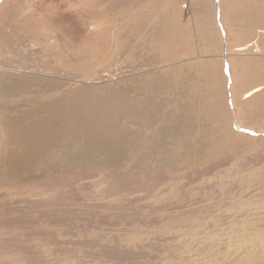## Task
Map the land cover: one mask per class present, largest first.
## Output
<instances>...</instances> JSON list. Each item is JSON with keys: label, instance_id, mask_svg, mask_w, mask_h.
Here are the masks:
<instances>
[{"label": "rangeland", "instance_id": "1", "mask_svg": "<svg viewBox=\"0 0 264 264\" xmlns=\"http://www.w3.org/2000/svg\"><path fill=\"white\" fill-rule=\"evenodd\" d=\"M0 264H264V0H0Z\"/></svg>", "mask_w": 264, "mask_h": 264}, {"label": "bare ground", "instance_id": "2", "mask_svg": "<svg viewBox=\"0 0 264 264\" xmlns=\"http://www.w3.org/2000/svg\"><path fill=\"white\" fill-rule=\"evenodd\" d=\"M239 49V48H238ZM3 68V67H2ZM6 70H8V71H10L9 73H19V71H15V70H13V69H10V68H6ZM260 88H256V89H254V90H248L247 92H245V97H248L249 95H251L252 93H254V92H256L257 90H259ZM231 91V90H230ZM229 92V91H228ZM82 116H83V114H81ZM62 116V115H61ZM49 117H51L52 118V122L55 120V119H57V118H60V116H59V113H57V112H55L54 113V115L53 114H51ZM63 117V116H62ZM8 120V119H7ZM56 122V121H55ZM13 124H18V122L17 121H15V122H13L12 121V126H13ZM6 125V124H5ZM21 125V124H20ZM52 125H53V127H54V129H56L58 132H60L61 134H64L68 129H65V127H64V125L63 124H59L58 126H57V123H52ZM13 127H15V128H13ZM12 128L14 129V131H9V133H11V134H13V133H18V138L20 139V140H22L25 144H29L28 143V141H30V139L31 138H33L34 137V135H35V133H33V131H32V129H29V128H25L24 126L23 127H16L15 125L13 126ZM57 128H60L61 130H63V131H59ZM49 133V130H47V125H45V128L44 127H42L41 128V131L40 132H38L37 134H36V136H35V139L34 140H36V139H38L37 138V136H44V139H45V136L47 135ZM15 134V135H16ZM14 135V136H15ZM17 136V135H16ZM21 141V142H22ZM7 143V142H6ZM5 144V143H4ZM39 146H41L42 145V143H40V144H38Z\"/></svg>", "mask_w": 264, "mask_h": 264}, {"label": "crops", "instance_id": "3", "mask_svg": "<svg viewBox=\"0 0 264 264\" xmlns=\"http://www.w3.org/2000/svg\"><path fill=\"white\" fill-rule=\"evenodd\" d=\"M258 91V90H257Z\"/></svg>", "mask_w": 264, "mask_h": 264}]
</instances>
